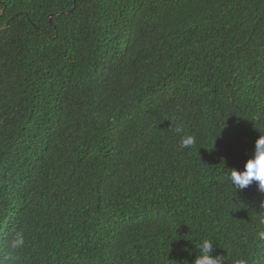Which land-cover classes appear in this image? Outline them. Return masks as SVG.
<instances>
[{"label":"trees","instance_id":"obj_1","mask_svg":"<svg viewBox=\"0 0 264 264\" xmlns=\"http://www.w3.org/2000/svg\"><path fill=\"white\" fill-rule=\"evenodd\" d=\"M261 135L264 0H0V264H264Z\"/></svg>","mask_w":264,"mask_h":264},{"label":"clouds","instance_id":"obj_2","mask_svg":"<svg viewBox=\"0 0 264 264\" xmlns=\"http://www.w3.org/2000/svg\"><path fill=\"white\" fill-rule=\"evenodd\" d=\"M177 132H182V129L177 128ZM196 143V137L194 135L183 136L181 139V148H190ZM230 182L237 189H244L253 181L258 182V188L261 192H264V135H261L257 139L255 144V151L251 158H249L243 170L232 168L230 173ZM264 222V221H262ZM259 237L264 239V231L259 233ZM25 243V237L23 232H17L10 240L8 247L15 251L22 247ZM196 248L199 250V254L194 260V264H225L223 255H213V243L209 239H203L198 243H195ZM6 259H11L12 254L8 252ZM239 264H246L245 260H241Z\"/></svg>","mask_w":264,"mask_h":264}]
</instances>
